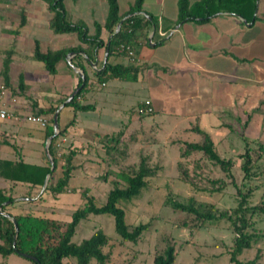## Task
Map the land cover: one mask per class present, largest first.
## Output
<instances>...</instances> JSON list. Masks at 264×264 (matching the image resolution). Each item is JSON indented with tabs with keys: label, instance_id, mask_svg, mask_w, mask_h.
<instances>
[{
	"label": "crops",
	"instance_id": "obj_1",
	"mask_svg": "<svg viewBox=\"0 0 264 264\" xmlns=\"http://www.w3.org/2000/svg\"><path fill=\"white\" fill-rule=\"evenodd\" d=\"M75 1L79 6L87 0ZM90 1H87L85 6L93 15L96 4ZM117 1L119 15H125L123 19L127 18L129 8L135 0ZM195 1L197 0H189V4L192 5ZM1 2H4V6H1L3 9L1 20L12 23V27L3 28L4 42L11 43L15 50L22 48L21 34L24 31L29 32L31 27L34 31L40 27L45 28L44 30H47L46 27L50 29L51 13L46 7L49 17H43L44 22L41 21L42 24L45 23V27L38 25L39 17H27L35 12V7L31 4L32 0H1ZM121 3L126 5L124 10L121 8ZM255 5L254 13L248 18L219 12L206 21L189 20L177 24V0H143V12L140 14L153 16L157 21V27L149 26L145 36L140 34L129 44L136 57L135 65L139 68L137 87H123L119 79L97 81L94 71L103 68L108 52L105 47L100 48L94 62L78 60L90 77L89 83H92L83 96L87 99L84 104H91L94 107L88 112H94L99 120L108 118L111 116L109 114L111 110L106 107L112 102H119L113 100V97L135 91L143 97L135 103L133 113L129 115L128 120L121 121V124H129L128 127H132L138 117H143L136 114V108L146 99L151 101L153 113L144 116L150 121L145 120L143 124L149 122L157 130H161L170 120L171 124L166 131L170 134L179 130L184 133L194 132L191 128L198 126L214 141L212 135L214 132L225 128L234 129L235 124L246 127L250 124V119L258 114L257 109L264 102V0H256ZM10 8L14 11L20 10L18 21H15L14 17L5 16ZM21 13L25 14V24L22 26ZM105 20L106 18L103 21L92 18L88 24L79 18L72 23L83 22L89 32L93 33L94 22L103 25ZM52 33L55 34L53 31ZM38 35L31 32L29 36L32 38L30 47L32 58H34L36 40L41 51L75 47L80 44L75 34L66 37L67 39L53 38L48 34L47 37ZM101 38L105 43L109 39L105 29L101 31ZM79 54L84 57V54ZM109 62L129 64L131 59L126 54L120 53L112 55ZM49 75L54 78L56 89L54 99L48 107L57 106L58 109L78 87L79 75L70 68L66 60L57 64L55 74ZM6 88V108L13 113L24 114L21 109L19 110L17 99L11 97L10 89ZM257 103L260 105L256 106ZM38 107L43 108L42 105ZM64 108L65 104L58 114L59 129L64 132L54 140L53 151L55 156L60 148L67 149L68 152L75 151L76 154L72 160L74 168L68 182L69 188L57 194L42 190L45 179L42 186L32 185L22 179H14L12 165L4 163H23L26 167L21 173H17L21 177L28 175L31 166H45L47 161L43 157L44 149L49 138L47 134L53 130L52 125L48 124L47 127L42 128L30 122L16 124L11 120L0 121V190L14 198L13 203L8 207V212L11 214L30 212L49 218H53L51 215L62 214L63 208L69 206V199L63 197L64 192L80 190L79 183L89 179L85 170L92 163L89 161L91 157L87 152L86 141L92 142V135L96 133L102 136L113 133L95 131L87 134L86 129L81 128L77 120V114L80 112H75L69 107L73 111V117L68 118L70 111L65 117L61 115ZM155 117H158V121L154 120ZM72 120L73 123L69 124ZM183 123L184 126H181ZM72 182L75 183L71 184Z\"/></svg>",
	"mask_w": 264,
	"mask_h": 264
},
{
	"label": "rangeland",
	"instance_id": "obj_2",
	"mask_svg": "<svg viewBox=\"0 0 264 264\" xmlns=\"http://www.w3.org/2000/svg\"><path fill=\"white\" fill-rule=\"evenodd\" d=\"M91 1L96 4L93 15L86 8V2L78 6L75 0H63L67 20L74 22L80 18L88 24L92 18L103 21L107 15L106 0ZM31 4L34 5L35 12L27 17H39L38 25L45 26V23L42 24L41 21L43 17H49V13L44 3L40 0H32ZM1 6H4V2L0 0V83H5L4 74L6 73L9 83L5 86L10 89L11 97L17 99L19 110L24 112V114L14 113L19 119L11 121L21 124L27 122L24 117L35 113L39 105L47 108L54 99L56 89L54 78L44 70L41 62L31 56L32 38L29 37L31 32L39 34V37L40 35L47 37L48 34L53 38L65 37L64 39L72 34L64 36L53 34L46 26L47 30L40 27L36 31L31 27L29 32L26 30L21 34L22 48L15 50L11 43L4 42L3 28L4 26L12 27V23L1 20V13H3ZM12 8L5 16L14 17L15 21H18L20 10L14 11ZM121 8L124 10L126 5L121 3ZM120 81L123 87H137L136 81ZM83 96L84 93L79 100L84 103L87 99ZM142 97L143 95L135 91L115 95L113 100H119V102L108 105L106 108L109 107L111 110L109 112L111 116L101 120L94 112L77 114L80 127L86 129L87 134L95 131L122 133L118 144L115 145L116 149L110 155H106L102 148L101 134H93L92 142L86 141L87 152L91 157L89 161L92 163L85 170L89 179L79 183L80 190L64 192L63 197L69 199V206L63 208L62 214L51 215V217L70 220L72 213L86 201L80 192L86 188L89 190L88 197H93L97 206L105 204L109 191L114 187L113 181L117 179L114 171H136L140 162L144 160L154 170V174L148 177V183L139 195L128 201H120L118 204L125 212L127 224L134 226L148 223V229L141 234L138 241L135 243L122 241L115 231L114 217L109 214H90L81 220L72 241L80 243L89 238L96 229H101L109 237V243L104 248L110 254L107 264H125L126 262L152 264L154 256L168 245H172L175 249L174 264H234L230 262L229 252L235 234L229 221L220 219L198 226L194 215L174 209L172 203L187 204L193 200L199 210L212 204L219 210L231 212L238 204L239 193H245L250 189L249 205H264V102L261 105L256 104V106L260 105L257 109L258 114L250 119V124L246 127L235 124V130L225 128L212 133L218 154L222 158L232 160L227 174L201 152L182 156L183 142L201 141L200 135L196 132L184 133L179 130L170 134L166 132L171 124L170 120L167 119L169 123L161 130H157L149 122L143 124L145 120L150 121L144 116L138 117L132 127H128L129 124H121V121L128 120L129 115L133 113L135 103ZM89 101L92 100L89 99ZM69 107L65 106L62 116L65 117L70 111L68 118L73 117V111ZM41 116L52 125L53 115ZM154 120L158 121V117ZM181 126H184V123ZM247 149L254 164L250 176H245L241 167L243 163L241 155ZM44 151V160L50 161L46 149ZM67 153H69L68 150L62 148L56 153L57 167L53 173L54 181L62 175L65 164L62 155ZM215 180L220 182H213ZM123 185L124 183L119 181V186ZM247 217L252 222L254 230L264 234V214H249ZM257 254L260 256L258 263L264 264V239L253 243L251 248L245 250L238 259L244 262L250 261ZM0 264H33V262L17 254L9 256L0 254ZM64 264H75V262L67 258Z\"/></svg>",
	"mask_w": 264,
	"mask_h": 264
},
{
	"label": "trees",
	"instance_id": "obj_3",
	"mask_svg": "<svg viewBox=\"0 0 264 264\" xmlns=\"http://www.w3.org/2000/svg\"><path fill=\"white\" fill-rule=\"evenodd\" d=\"M41 1L45 4L47 11L51 13V18L49 19L50 29L55 34H75L80 43L75 47L41 51L38 41H35L33 57L41 62L44 69L51 75L56 73L57 64L60 61H65L68 53H77L71 62L83 71L84 80L79 77L77 86L82 85V87L65 106L72 107L75 112H88L94 109L93 105L84 104L79 100L81 94L89 86H92V83H89L90 77L78 60L84 59L94 62L99 49L102 47H105L108 52L103 68L94 71L98 82H106L110 79L137 80L139 68L135 65L136 58L129 64L111 63L109 58L114 54H126L121 49L122 46L129 45L140 34L145 36L149 26L154 25L155 28L157 27V21L153 16L140 14L143 12V0H135L127 13L129 16L125 19H123L125 15H119L118 1L107 0L108 11L105 23L101 25L98 22H94L93 33L89 32L85 23H72L67 20L63 0ZM255 2L256 0H197L190 5L189 0H177V24H182L189 20L206 21L219 12H227L248 18L255 11ZM119 22H121L120 29L114 33ZM24 24L25 14L21 13L20 25ZM102 29H105L109 34V39L106 43L101 38ZM79 53L84 54V57ZM4 75L5 85H8V75L6 73ZM56 110L57 106L38 108L34 114L54 115ZM72 123L73 120L69 124ZM191 129L200 135L201 141L183 142L182 156L186 157L191 153L201 152L208 160L218 165L228 174L232 160L222 158L218 154L215 143L207 132L201 130L198 126H194ZM59 132L58 135L53 137L48 146L49 157L53 161V169L51 170L50 161L46 160L45 166H31L28 170V175L21 177L17 173H21L23 168L26 167L23 163L12 164L4 162L12 165L14 179H22L32 185L42 186L46 175L51 173L44 192L57 194L69 188L68 182L71 177V171L74 168L72 160L76 154L75 151L62 155L65 162L62 176L57 181L53 180V173L57 167L53 144L54 140L64 131L59 129ZM121 133L106 134L100 137V142L106 155H110L116 149L115 145L118 144ZM52 135L53 130L48 132L47 137ZM241 158L243 159L242 170L245 172V176H250L254 164L248 149L241 155ZM114 174L117 179L113 181L114 187L109 191L105 204L97 206L93 197H88L89 190L86 188L81 191L86 201L72 213L71 219L68 221L35 215L30 212L11 214L8 212V207L13 203L14 198L10 195H5L0 190L1 211L11 216L17 225L16 232L13 221L0 214V254L2 256L10 254L23 256L26 254L34 258V260L30 259L33 264H64V260L67 258L73 259L75 264H91L92 262L95 264H107L110 260V254L104 248L109 243V237L101 229H96L89 238L82 240L80 243H75L72 241V237L76 228L81 220L90 214H109L114 217L115 231L119 238L126 242H137L149 225L148 223H140L134 226L127 224L125 212L118 204L120 201H128L139 195L141 190L147 185L148 177L154 174V170L142 160L136 171H114ZM103 178L105 179V176ZM119 181H122L124 185L119 186ZM213 182L218 183L220 181L215 180ZM250 194V189L245 193L240 192L238 204L231 212L219 210L212 204L203 210H199L193 200H190L187 204L173 202L172 207L181 212L194 215L198 221V226H203L206 222L226 219L231 223L235 234L229 252L230 262L234 264H260L258 263L260 257L258 254L250 261L244 262L238 259L245 250L251 248L253 243L264 239V234L255 231L252 222L247 217L249 214H264V205H249ZM174 262L175 249L172 245H168L162 252L154 256L152 264H174ZM125 264L131 263L126 262Z\"/></svg>",
	"mask_w": 264,
	"mask_h": 264
},
{
	"label": "built area",
	"instance_id": "obj_4",
	"mask_svg": "<svg viewBox=\"0 0 264 264\" xmlns=\"http://www.w3.org/2000/svg\"><path fill=\"white\" fill-rule=\"evenodd\" d=\"M121 49L126 53V55L134 60L135 54L132 48L129 45L122 46ZM7 96V88L4 84L0 83V121L13 120L17 121L19 117L15 115L13 112L8 110L5 106V99ZM153 113V106L151 101L146 99L143 100L136 108V114L139 116H147ZM24 120L30 123L38 124L40 127L45 128L49 124L47 119L43 116L38 115H27L24 117Z\"/></svg>",
	"mask_w": 264,
	"mask_h": 264
},
{
	"label": "water",
	"instance_id": "obj_5",
	"mask_svg": "<svg viewBox=\"0 0 264 264\" xmlns=\"http://www.w3.org/2000/svg\"><path fill=\"white\" fill-rule=\"evenodd\" d=\"M136 14H138V13H136ZM120 26H121V22H119V23L116 25V28H115V30H114V33H116V32L119 31ZM74 54H76V53H75V52L68 53L67 56H66V61H67V63L69 64L70 68H71L73 71H75V72L79 75V77H81V78L84 80V74H83V72H82L80 69H78V68H77V67L71 62V60H70V58H71ZM81 87H82V85L79 86V87H77V88L73 91V93L67 98V100H66L62 105L59 106V108L55 111V113H54V115H53V119H52L53 135L50 136V137L48 138V140H47V144H46V153H47L48 156H49L48 146H49L50 142L52 141L53 137L56 136V135H58V133H59V124H58V114H59V111H60V109L63 107L64 104H66L67 102H69V101H70V100H71V99L77 94V92L81 89ZM50 164H51V170H52V169H53V161L51 160V158H50ZM50 176H51V173H48V174L46 175L45 183H44V185H43V189H42V190H44V188L46 187V185H47V183H48V180H49ZM4 204H5V203H4ZM0 214H2L3 216L9 218L11 221H13V223H14V225H15V231L17 232V225H16L14 219H13L11 216H9L7 213L1 211V207H0ZM23 256L26 257V258H28V259H33V260H34V258H33L32 256H29V255H26V254H24Z\"/></svg>",
	"mask_w": 264,
	"mask_h": 264
}]
</instances>
